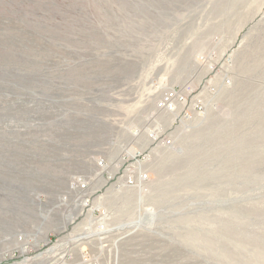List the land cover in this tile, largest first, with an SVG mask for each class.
Segmentation results:
<instances>
[{"label": "rangeland", "instance_id": "1", "mask_svg": "<svg viewBox=\"0 0 264 264\" xmlns=\"http://www.w3.org/2000/svg\"><path fill=\"white\" fill-rule=\"evenodd\" d=\"M0 264H264V0H0Z\"/></svg>", "mask_w": 264, "mask_h": 264}, {"label": "bare ground", "instance_id": "2", "mask_svg": "<svg viewBox=\"0 0 264 264\" xmlns=\"http://www.w3.org/2000/svg\"><path fill=\"white\" fill-rule=\"evenodd\" d=\"M170 107H172V105H170ZM168 109V108H167ZM169 110V109H168ZM170 111V110H169ZM153 136V135H152ZM129 154V153H128ZM130 156H132V155H130ZM134 156V155H133ZM85 204V203H84Z\"/></svg>", "mask_w": 264, "mask_h": 264}, {"label": "built area", "instance_id": "3", "mask_svg": "<svg viewBox=\"0 0 264 264\" xmlns=\"http://www.w3.org/2000/svg\"><path fill=\"white\" fill-rule=\"evenodd\" d=\"M142 178L144 179V178H146V176H142Z\"/></svg>", "mask_w": 264, "mask_h": 264}]
</instances>
